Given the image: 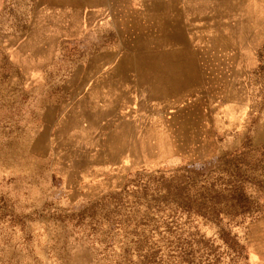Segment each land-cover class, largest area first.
Returning a JSON list of instances; mask_svg holds the SVG:
<instances>
[{
	"label": "rangeland",
	"instance_id": "374dc122",
	"mask_svg": "<svg viewBox=\"0 0 264 264\" xmlns=\"http://www.w3.org/2000/svg\"><path fill=\"white\" fill-rule=\"evenodd\" d=\"M67 2L0 0V264H264V0L183 30Z\"/></svg>",
	"mask_w": 264,
	"mask_h": 264
},
{
	"label": "crops",
	"instance_id": "0c3cea01",
	"mask_svg": "<svg viewBox=\"0 0 264 264\" xmlns=\"http://www.w3.org/2000/svg\"><path fill=\"white\" fill-rule=\"evenodd\" d=\"M209 4L210 3H208V5ZM215 4L216 2H211L210 6H208L209 8L215 9L213 14L218 13V9H216ZM64 5L70 6L79 15H88V19L90 21L95 20L97 22L100 30H108V25L111 26V30H118V24L122 20L131 22L133 20H139L146 24L150 23L151 25H158L159 22L150 17L158 14L161 16L168 15L171 18H174L176 22H180L179 24L182 30L185 26L186 29H189V24L192 23L194 25V22H199V16L201 13L206 12L201 11L200 0H78L77 3L67 2ZM190 46L198 66V81L192 88L182 93L183 99L185 95L192 94L194 91L201 88V86L205 83V75L201 68L199 55V52L201 51L200 47L194 43ZM154 52L158 53L157 50ZM109 77L111 80L108 82V85H110L112 89H121L124 94H127V92L130 94V88L133 90L132 88L137 86L136 80L138 74H136V71L133 68H130L126 72V75L124 73L120 74L119 72H112V75ZM146 90L148 91L147 96L149 104H159L164 101L170 103L175 100V97L156 98L150 95V90ZM131 93L133 94V92ZM118 126L122 127V131H125L128 137L127 141H130L129 136L134 135L136 132L135 124L129 119H122ZM132 141H134V139H132Z\"/></svg>",
	"mask_w": 264,
	"mask_h": 264
}]
</instances>
